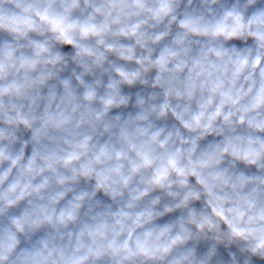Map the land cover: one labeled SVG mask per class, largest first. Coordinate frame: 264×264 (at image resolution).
<instances>
[{
  "label": "clouds",
  "instance_id": "clouds-1",
  "mask_svg": "<svg viewBox=\"0 0 264 264\" xmlns=\"http://www.w3.org/2000/svg\"><path fill=\"white\" fill-rule=\"evenodd\" d=\"M0 264H264V0H0Z\"/></svg>",
  "mask_w": 264,
  "mask_h": 264
}]
</instances>
